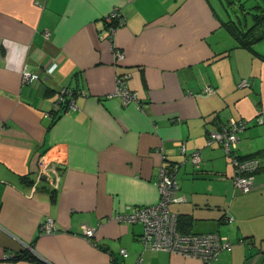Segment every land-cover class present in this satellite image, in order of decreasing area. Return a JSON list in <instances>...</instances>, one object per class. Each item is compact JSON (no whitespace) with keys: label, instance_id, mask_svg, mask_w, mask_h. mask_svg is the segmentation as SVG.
Masks as SVG:
<instances>
[{"label":"crops","instance_id":"0c3cea01","mask_svg":"<svg viewBox=\"0 0 264 264\" xmlns=\"http://www.w3.org/2000/svg\"><path fill=\"white\" fill-rule=\"evenodd\" d=\"M116 6L125 20L109 36L102 18ZM228 20L220 0H0V264H202L144 249L142 223L111 219L156 202L171 163L180 229L230 240L213 264H264V45L241 46ZM121 74L140 109L114 95ZM62 87L73 106L53 119ZM231 119L245 121L235 155L259 160L246 193L221 143H208Z\"/></svg>","mask_w":264,"mask_h":264},{"label":"built area","instance_id":"2783aa9c","mask_svg":"<svg viewBox=\"0 0 264 264\" xmlns=\"http://www.w3.org/2000/svg\"><path fill=\"white\" fill-rule=\"evenodd\" d=\"M102 19L108 28L109 36H111L115 29L124 23L125 17L119 7L116 6L105 14ZM114 56L115 60H120L123 58V53L115 49ZM128 77V74L117 76L114 95L120 98L122 105L135 103L140 109V101L136 92L130 90L126 85ZM32 78H36V75L29 73H24L23 75V80L25 81ZM242 83L248 84L245 79H243ZM72 96L71 90L66 87L60 88L58 96L52 104V110H59L60 105L65 103L67 104L66 108L72 107ZM256 122L264 123V111L258 112ZM243 127H245V121L231 119L226 127L219 131L213 130L208 133V143L210 144L212 141L221 143L223 151L231 157L234 165L232 185L240 192L246 193L251 190L254 173L260 165L256 157L239 158L234 153L237 148V135L235 132ZM180 145L182 152H185L184 144L180 142ZM52 159L55 169L63 166L64 161L59 156L54 155ZM187 159L193 165L198 166L201 159L200 151L191 152ZM43 161H45L44 158L39 161V167L43 165ZM46 169L47 167L45 171ZM178 169L179 163H171L160 167L156 181L159 199L156 202L135 206L131 210H122L113 214L111 219L118 222L142 223L143 230L139 235V240L144 249L192 256L199 258L202 264H213L218 259L220 252L229 250L232 244L227 237L221 236L217 232L183 233L177 229V215L171 210L170 205L184 199L178 193L179 185L176 179ZM55 177L56 179H53L51 185L56 187L58 181L56 171ZM40 228L44 233H52L56 229L50 217H46L41 222ZM82 234L87 238H91L94 230L87 224H83ZM119 253L123 257L127 255V251L124 248H120Z\"/></svg>","mask_w":264,"mask_h":264},{"label":"rangeland","instance_id":"374dc122","mask_svg":"<svg viewBox=\"0 0 264 264\" xmlns=\"http://www.w3.org/2000/svg\"><path fill=\"white\" fill-rule=\"evenodd\" d=\"M214 1V0H213ZM225 6L227 15L243 30L254 25V17L264 15V0H220ZM257 44L255 48L264 45V26L259 25L256 31ZM163 252V251H162Z\"/></svg>","mask_w":264,"mask_h":264},{"label":"trees","instance_id":"16d2710c","mask_svg":"<svg viewBox=\"0 0 264 264\" xmlns=\"http://www.w3.org/2000/svg\"><path fill=\"white\" fill-rule=\"evenodd\" d=\"M254 25L252 27H248L246 29H242L240 27H238L234 21L232 20H228L226 22V26L228 28V31L234 36V38L240 43L241 46H244V47H252L253 43H255L259 38L257 37V33L256 31L258 30V23L260 22H264V15H262L261 17H258V16H255L254 17ZM75 92L72 91V94H74ZM67 100V99H66ZM67 107V104H61L60 105V108L59 110H55V111H51V114L53 116V119H55L54 117H57L58 115H60L63 110ZM250 157V156H248ZM248 157H242V158H248ZM240 158V157H239ZM53 194H54V191L52 190ZM179 216H177V229L180 231L181 227L179 225ZM184 224L188 225V222H184ZM180 232H183V233H187L186 231H183L181 230ZM18 257H27L29 259H32V260H36L35 257H33L31 254H29V252H25V253H19L17 254ZM115 258H113V264H118L116 260H114Z\"/></svg>","mask_w":264,"mask_h":264},{"label":"water","instance_id":"95a60500","mask_svg":"<svg viewBox=\"0 0 264 264\" xmlns=\"http://www.w3.org/2000/svg\"><path fill=\"white\" fill-rule=\"evenodd\" d=\"M44 178V177H43Z\"/></svg>","mask_w":264,"mask_h":264}]
</instances>
